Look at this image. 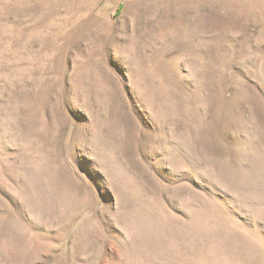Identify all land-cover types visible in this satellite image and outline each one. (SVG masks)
Instances as JSON below:
<instances>
[{
  "label": "rangeland",
  "instance_id": "rangeland-1",
  "mask_svg": "<svg viewBox=\"0 0 264 264\" xmlns=\"http://www.w3.org/2000/svg\"><path fill=\"white\" fill-rule=\"evenodd\" d=\"M0 264H264V0H0Z\"/></svg>",
  "mask_w": 264,
  "mask_h": 264
},
{
  "label": "trees",
  "instance_id": "trees-1",
  "mask_svg": "<svg viewBox=\"0 0 264 264\" xmlns=\"http://www.w3.org/2000/svg\"><path fill=\"white\" fill-rule=\"evenodd\" d=\"M121 9V8H120Z\"/></svg>",
  "mask_w": 264,
  "mask_h": 264
}]
</instances>
